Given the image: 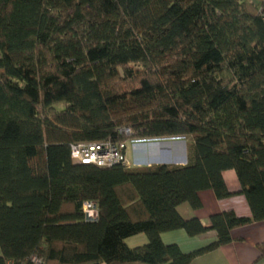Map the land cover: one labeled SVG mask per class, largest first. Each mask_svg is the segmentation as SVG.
I'll list each match as a JSON object with an SVG mask.
<instances>
[{"label":"trees","instance_id":"16d2710c","mask_svg":"<svg viewBox=\"0 0 264 264\" xmlns=\"http://www.w3.org/2000/svg\"><path fill=\"white\" fill-rule=\"evenodd\" d=\"M181 137L184 164L70 154ZM203 189L242 194L251 215L183 218L177 206L200 207ZM263 220L264 0H0V264H190ZM175 229L216 238L183 252L161 239ZM139 233L147 243L129 247Z\"/></svg>","mask_w":264,"mask_h":264},{"label":"crops","instance_id":"0c3cea01","mask_svg":"<svg viewBox=\"0 0 264 264\" xmlns=\"http://www.w3.org/2000/svg\"><path fill=\"white\" fill-rule=\"evenodd\" d=\"M141 164L139 159H133ZM186 159L174 164H184ZM172 164V163H167ZM146 165H151L147 163ZM227 188L237 192L240 185L235 172L231 169L223 172ZM200 207L192 208L188 203L177 206L179 214L185 218H197L204 226H209L210 216L222 211L231 210L237 216L251 215L248 204L242 194L234 193L226 198H217L211 189H203L197 193ZM215 232L211 229L197 235H189L183 229L166 231L161 234L165 244L175 243L183 252H189L215 240ZM232 241L224 246L197 256L190 264H264V256H259L257 245L264 242V220L256 221L231 231ZM129 247L141 246L147 243V237L139 233L126 238Z\"/></svg>","mask_w":264,"mask_h":264},{"label":"built area","instance_id":"2783aa9c","mask_svg":"<svg viewBox=\"0 0 264 264\" xmlns=\"http://www.w3.org/2000/svg\"><path fill=\"white\" fill-rule=\"evenodd\" d=\"M123 134H129V129L120 130ZM126 142L111 140L103 141H81L70 145L71 157L84 164H94L97 166H110L117 163H124L133 166L126 155ZM83 211L87 221H93L97 217V207L93 202L83 204ZM4 264H25L7 259ZM29 264H41V259L35 255L31 256Z\"/></svg>","mask_w":264,"mask_h":264},{"label":"rangeland","instance_id":"374dc122","mask_svg":"<svg viewBox=\"0 0 264 264\" xmlns=\"http://www.w3.org/2000/svg\"><path fill=\"white\" fill-rule=\"evenodd\" d=\"M189 137L165 138L150 141H128L126 155L133 166L141 164L178 163L187 159Z\"/></svg>","mask_w":264,"mask_h":264}]
</instances>
